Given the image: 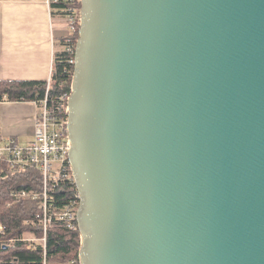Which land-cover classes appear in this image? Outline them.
I'll return each mask as SVG.
<instances>
[{"label": "water", "instance_id": "obj_1", "mask_svg": "<svg viewBox=\"0 0 264 264\" xmlns=\"http://www.w3.org/2000/svg\"><path fill=\"white\" fill-rule=\"evenodd\" d=\"M71 87L79 264H264V0H81Z\"/></svg>", "mask_w": 264, "mask_h": 264}, {"label": "trees", "instance_id": "obj_2", "mask_svg": "<svg viewBox=\"0 0 264 264\" xmlns=\"http://www.w3.org/2000/svg\"><path fill=\"white\" fill-rule=\"evenodd\" d=\"M76 8L81 9V3L76 2ZM53 19L66 21L68 10L73 7L70 0L52 1L50 4ZM79 28L61 43V49L56 52L53 73L50 82L48 100L53 108L63 93L71 92L74 66L69 64L70 55L65 51L66 40L79 38ZM48 82H18L0 81V104L6 97V102H34L39 110L46 99ZM43 178L38 171L14 173L7 167L0 170V224L5 231L0 234L3 242L1 264H79L80 234L79 231H69L62 221L54 219L46 232L45 245L40 241L44 238L43 227L35 222L38 213L37 203L32 200L15 201L12 196L21 191H40ZM49 193L54 208L61 207L67 199L75 197L77 191L70 182H59L50 185ZM11 203V206L8 204ZM32 235L37 239L30 244L23 239ZM16 241L10 244V241Z\"/></svg>", "mask_w": 264, "mask_h": 264}, {"label": "crops", "instance_id": "obj_3", "mask_svg": "<svg viewBox=\"0 0 264 264\" xmlns=\"http://www.w3.org/2000/svg\"><path fill=\"white\" fill-rule=\"evenodd\" d=\"M67 23L53 19L48 0H0V81L50 82ZM34 102L0 104V140L26 146L34 139ZM0 242V264L1 250Z\"/></svg>", "mask_w": 264, "mask_h": 264}, {"label": "built area", "instance_id": "obj_4", "mask_svg": "<svg viewBox=\"0 0 264 264\" xmlns=\"http://www.w3.org/2000/svg\"><path fill=\"white\" fill-rule=\"evenodd\" d=\"M52 1L57 2L58 0H48V3L51 4ZM70 1L73 7L68 10L69 15L66 18L68 36L80 27V9L74 5L76 2L81 3V0ZM76 42L71 37L66 40L65 51L70 55L69 64L71 66L75 64ZM50 82H48L47 86L46 99L41 103L42 108L37 113L33 141L26 146H22L14 138L0 140V170L3 167H7L14 173L38 171L42 175V190H24L16 192L12 196L15 201L32 200L37 203L39 211L34 221L43 227L44 238L40 241L44 245L47 229L54 219L62 221L65 228L69 231L78 230L76 216L79 207L78 192L75 197L67 199L61 207L56 209L54 208L56 202L52 201L49 193L50 185L58 184L59 182H70L75 186L68 158L71 148L68 136V103L71 92L63 93L56 106L51 108L48 103ZM3 100L5 102L6 97ZM8 206H11V203ZM4 231V226L0 224V234H3ZM23 240L32 245L37 242V239L32 235H27ZM15 242L12 240L10 244ZM1 244L3 247L6 246L3 245V242ZM70 264H75V262Z\"/></svg>", "mask_w": 264, "mask_h": 264}, {"label": "rangeland", "instance_id": "obj_5", "mask_svg": "<svg viewBox=\"0 0 264 264\" xmlns=\"http://www.w3.org/2000/svg\"><path fill=\"white\" fill-rule=\"evenodd\" d=\"M57 19V18H56ZM66 22V21H65ZM59 46H60V49H61V44H59ZM30 236V235H29Z\"/></svg>", "mask_w": 264, "mask_h": 264}]
</instances>
